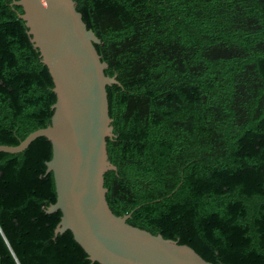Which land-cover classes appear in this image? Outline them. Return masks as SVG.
<instances>
[{
  "label": "trees",
  "instance_id": "trees-1",
  "mask_svg": "<svg viewBox=\"0 0 264 264\" xmlns=\"http://www.w3.org/2000/svg\"><path fill=\"white\" fill-rule=\"evenodd\" d=\"M0 0V144L46 127L53 82ZM108 64L106 199L213 264H264V0H74ZM51 144L0 152V264H90L45 176ZM98 264V263H93Z\"/></svg>",
  "mask_w": 264,
  "mask_h": 264
},
{
  "label": "water",
  "instance_id": "water-1",
  "mask_svg": "<svg viewBox=\"0 0 264 264\" xmlns=\"http://www.w3.org/2000/svg\"><path fill=\"white\" fill-rule=\"evenodd\" d=\"M33 47L53 82L55 102L49 124L18 145L0 144V152L24 151L39 137L51 144L45 176L52 174L56 200L46 214L60 212L53 239L70 231L90 264H213L187 244L129 224L132 212L110 209L104 175L117 171L109 160L107 138H114L106 86L118 85L105 74L95 44L74 0H14Z\"/></svg>",
  "mask_w": 264,
  "mask_h": 264
}]
</instances>
